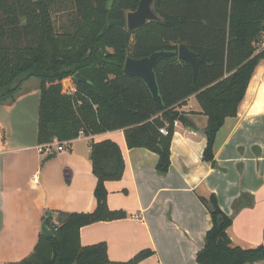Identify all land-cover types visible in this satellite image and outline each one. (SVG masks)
Masks as SVG:
<instances>
[{
    "label": "trees",
    "instance_id": "trees-1",
    "mask_svg": "<svg viewBox=\"0 0 264 264\" xmlns=\"http://www.w3.org/2000/svg\"><path fill=\"white\" fill-rule=\"evenodd\" d=\"M139 2L0 0V104L14 102L23 83L37 77L39 144L73 140L81 132L92 136L123 129L130 148L158 154L157 170L165 174L171 165L174 121L183 113L179 107L195 95L208 117L202 158L216 167V136L227 118L237 116L256 67L264 60V0H154L160 18L131 32L127 13ZM181 43L200 58L196 77L178 53L161 58L155 66L160 101L141 78L124 71L128 56L178 52ZM76 73L86 81L75 78ZM164 126L167 135L160 132ZM53 156L47 154L43 161ZM90 159L96 177L95 210L58 211L56 218L47 219L54 235L41 233L29 255L9 264H138L152 253L143 250L128 261H114L106 242L81 244L83 226L128 216L108 205L106 182L124 175L120 146L111 139L91 140ZM240 200L228 214L216 194L201 197L212 226L197 253L198 264L264 260V245L243 248L228 234L235 213L245 206ZM247 204L252 206L254 199Z\"/></svg>",
    "mask_w": 264,
    "mask_h": 264
},
{
    "label": "crops",
    "instance_id": "crops-1",
    "mask_svg": "<svg viewBox=\"0 0 264 264\" xmlns=\"http://www.w3.org/2000/svg\"><path fill=\"white\" fill-rule=\"evenodd\" d=\"M36 91L41 93L40 88L21 92L14 102L0 104V264L20 261L34 250L46 211L95 210L91 140L111 139L120 146L124 175L106 182L108 205L128 216L83 226L82 245L106 242L114 261L151 250L138 264H198L197 253L212 226L201 197L212 194L228 214L246 194L228 234L243 248L264 245V60L256 67L237 116L227 118L216 136V167L202 158L208 117L192 95L179 110L196 128L176 126L165 174L157 170L158 154L130 148L123 129L82 134L66 145L67 150L43 161L47 154L38 149V115L31 118L26 103ZM252 199L254 204L248 206Z\"/></svg>",
    "mask_w": 264,
    "mask_h": 264
},
{
    "label": "water",
    "instance_id": "water-1",
    "mask_svg": "<svg viewBox=\"0 0 264 264\" xmlns=\"http://www.w3.org/2000/svg\"><path fill=\"white\" fill-rule=\"evenodd\" d=\"M153 1L154 0H140L139 5L135 10L128 11L127 28L129 31H137L148 24L150 21L158 20L160 18L153 8ZM175 53H178L181 59H184L192 66L195 79L200 63V58L198 57L197 53L185 43H181L179 45L178 52L160 50L155 51L149 56L143 58H134L132 56H128L124 64V71L128 74L135 75L141 78L147 84L154 99L160 101L161 96L159 94L155 66L161 58L173 55ZM75 78L80 81H86L85 77H83L80 73H76ZM179 120L184 124L190 125V127L194 129L196 128L193 120L184 113L180 115ZM45 216L46 218L41 224V230L44 236L51 237L54 235V231L48 226L47 219L56 218V213H54L53 211H46Z\"/></svg>",
    "mask_w": 264,
    "mask_h": 264
},
{
    "label": "built area",
    "instance_id": "built-area-1",
    "mask_svg": "<svg viewBox=\"0 0 264 264\" xmlns=\"http://www.w3.org/2000/svg\"><path fill=\"white\" fill-rule=\"evenodd\" d=\"M71 92H74L75 89L71 88L70 90ZM180 120L177 119L174 121V126H178L180 124ZM160 132L167 135L169 133L167 126H164L160 129ZM80 135H82V132L80 133ZM72 140H68V141H58V140H54L50 143H46V144H40L38 149L40 150V152L44 153V154H55L56 152H60V151H64L67 150L68 147L66 145H68ZM33 180L35 182L39 181L38 176H34Z\"/></svg>",
    "mask_w": 264,
    "mask_h": 264
},
{
    "label": "rangeland",
    "instance_id": "rangeland-1",
    "mask_svg": "<svg viewBox=\"0 0 264 264\" xmlns=\"http://www.w3.org/2000/svg\"><path fill=\"white\" fill-rule=\"evenodd\" d=\"M40 83H41V81H40V79L39 78H37V77H32V78H30V79H28V80H26L24 83H23V85H22V91L21 92H23V93H27V92H29V91H32V90H36L37 88H40ZM39 86V87H38ZM36 95L35 96H31V97H29L26 101V103L27 104H29L30 105V107H29V110H28V112H29V116L32 118L33 117V115L36 117L37 115H38V105H39V103H38V101H39V97H40V94H38V92L36 91V93H35ZM34 101H35V110L33 109V104H34Z\"/></svg>",
    "mask_w": 264,
    "mask_h": 264
}]
</instances>
